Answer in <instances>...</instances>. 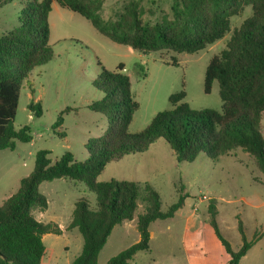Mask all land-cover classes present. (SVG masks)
<instances>
[{
    "label": "trees",
    "instance_id": "1",
    "mask_svg": "<svg viewBox=\"0 0 264 264\" xmlns=\"http://www.w3.org/2000/svg\"><path fill=\"white\" fill-rule=\"evenodd\" d=\"M20 1L23 8L19 25L0 37V150L14 151L17 142L31 143L32 130H19L14 121L21 86L29 73L54 57L49 45V15L54 0H0V7ZM57 4L87 19L94 29L110 41L143 53L163 50L194 54L222 40L231 30L230 20L252 7V15L235 28L226 48L210 60L204 79V92L210 94L214 82L219 85L221 111L195 110L185 102L184 90L169 97L171 109L158 113L140 133H129L139 103L131 89L124 65L115 72L102 67L94 86L103 92L101 101L91 109L107 118L108 130L87 147L88 159L79 162L65 153L54 163L50 152L39 151L34 170L20 180L18 191L0 205V264H42L46 252L43 237L61 235L55 223L38 221L34 212L46 211L48 199L40 192L46 181L69 179L83 182L95 193L96 208L87 199L75 204L68 229H77L83 238L80 254L71 264H99V255L116 226L138 216L140 240L112 257L106 264H130L135 256L151 247L150 225L168 220L185 206L188 194L179 190L176 203L163 211L162 199L150 185L110 180L98 176L111 163L129 155L142 154L158 140L174 151L178 162L193 163L199 157L216 162L238 150L251 155L264 174V0H173L172 18L160 23L142 20L139 3L131 1L116 19L103 15V0H55ZM29 109L42 111L40 104ZM60 124L57 125L59 127ZM65 137V133H57ZM210 225L230 256L229 264H240L255 241L248 240L242 221L238 230L241 247L235 251L223 236L215 202L209 203Z\"/></svg>",
    "mask_w": 264,
    "mask_h": 264
},
{
    "label": "rangeland",
    "instance_id": "2",
    "mask_svg": "<svg viewBox=\"0 0 264 264\" xmlns=\"http://www.w3.org/2000/svg\"><path fill=\"white\" fill-rule=\"evenodd\" d=\"M103 1V15L116 19L134 0ZM135 1L146 23L172 18L173 0ZM22 8L20 1L0 7V37L20 24ZM251 15L252 7H245L241 15L231 18L230 32L200 52L143 53L110 41L87 19L55 3L49 15V45L54 57L31 71L23 82L14 121L16 130L29 126L33 140L17 142L14 151L0 150V205L18 191L20 180L34 170L39 151H49L53 163L67 152L76 161L84 162L89 156L87 147L107 132L106 116L91 109L104 97L94 86L102 70L99 63L110 72L122 64L127 70L123 73L130 76L132 93L140 105L129 127L131 134L142 132L158 113L170 110V95L182 90L192 109L221 111L218 83L214 82L210 94L204 92L206 68L212 57L226 48L234 29ZM31 103L41 105L38 115L29 109ZM261 131L264 135V119ZM60 132L65 137L57 134ZM97 180L150 185L159 193L163 211L178 201L179 190L183 188L188 194L185 206L173 218L151 224V249L139 252L130 264H229L230 256L210 225L211 201L218 208L220 230L232 247L241 243L238 222L242 221L249 240L256 233L262 235L258 248L264 251V174L253 157L241 150L216 162L202 156L193 163L178 162L174 151L158 140L142 154L107 165ZM40 192L49 206L46 211L36 210L35 218L42 223H55L63 230L61 235H45L42 264H71L83 247L81 233L68 229L75 204L87 199L96 208V195L85 183L69 179L46 181ZM203 196L209 200L200 202ZM143 211L140 202L134 221L114 229L99 255V264H106L136 243L139 232L135 226Z\"/></svg>",
    "mask_w": 264,
    "mask_h": 264
},
{
    "label": "crops",
    "instance_id": "3",
    "mask_svg": "<svg viewBox=\"0 0 264 264\" xmlns=\"http://www.w3.org/2000/svg\"><path fill=\"white\" fill-rule=\"evenodd\" d=\"M55 3H57L55 0H54V2H53V5L55 4ZM53 5H52V7H53ZM126 69V68H125ZM127 71V70H126ZM126 73V72H125ZM124 160V159H123ZM20 184V183H19ZM206 197V196H205ZM9 198V197H8ZM7 198V199H8ZM209 199H207V200H201L200 199V202H202V201H208ZM197 207H198V205L196 204L195 205V207H194V211H196L197 210ZM209 207V206H208ZM193 215L194 214H192L191 215V217H193ZM134 220H132V221H128V222H133ZM158 221H160V220H158ZM125 224H126V222H124ZM154 223V222H153ZM123 224V223H122ZM121 225V224H120ZM120 225H118V226H120ZM117 227V226H116ZM115 227V228H116ZM150 227H151V225H150ZM135 228L137 229V224H136V226H135ZM114 231V230H113ZM138 231V230H137ZM113 233V232H112ZM150 233H151V242H152V238H153V233H152V231L150 230ZM257 234V233H256ZM255 234V235H256ZM254 235V236H255ZM262 237V236H261ZM260 237V238H261ZM45 238V236L43 237V239ZM260 238L258 239V240H256L255 241V243H254V245L251 247V249L248 251V253L241 259V261H240V264H264V251L261 249V248H258V242H259V240H260ZM253 239V238H252ZM252 239H250V240H252ZM140 240V234L138 235V237H137V239H136V243L138 242ZM249 240V239H248ZM241 245H242V238H241V243H238L237 245H236V248H234V247H232L235 251H237L240 247H241ZM232 246V245H231ZM150 249H151V247H150Z\"/></svg>",
    "mask_w": 264,
    "mask_h": 264
},
{
    "label": "built area",
    "instance_id": "4",
    "mask_svg": "<svg viewBox=\"0 0 264 264\" xmlns=\"http://www.w3.org/2000/svg\"><path fill=\"white\" fill-rule=\"evenodd\" d=\"M123 72H126V69L124 68L123 69ZM208 198L207 197H205V196H203L202 198H201V200H207Z\"/></svg>",
    "mask_w": 264,
    "mask_h": 264
}]
</instances>
